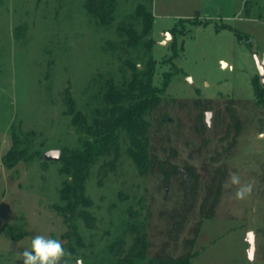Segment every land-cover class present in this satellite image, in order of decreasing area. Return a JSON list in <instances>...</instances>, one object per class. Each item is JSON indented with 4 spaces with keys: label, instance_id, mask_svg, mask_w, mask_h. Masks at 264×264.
I'll return each mask as SVG.
<instances>
[{
    "label": "rangeland",
    "instance_id": "obj_1",
    "mask_svg": "<svg viewBox=\"0 0 264 264\" xmlns=\"http://www.w3.org/2000/svg\"><path fill=\"white\" fill-rule=\"evenodd\" d=\"M87 3L95 7L98 0H0V264H22L16 252L37 234L61 241L70 253L61 264H156L158 255L189 250L192 264H264V109L254 104L252 84L264 77V0H112L103 18ZM138 4L153 13L152 28L129 46L124 28H142ZM232 30L251 42H239ZM150 58L155 85L170 74L167 101L150 116L151 143L160 157L173 149L171 161L181 170L193 166L200 177L176 234L173 219L184 200L179 176L164 185L160 173H139L126 137L116 154L88 166V204L74 212L62 209L60 190L69 175L61 160L42 157L50 148L80 146L83 133L70 123L67 97L91 122L105 106V81L119 85L130 76L128 61L142 68ZM197 98L211 102L201 116L205 123L211 112L204 144L193 129ZM230 99L245 126L226 153L223 124L214 116L216 109L225 115ZM161 110L169 120L157 127ZM13 135L27 149L8 166ZM219 165L226 168L220 197L205 218L199 212L204 175ZM232 172L253 186L245 200L224 186Z\"/></svg>",
    "mask_w": 264,
    "mask_h": 264
},
{
    "label": "trees",
    "instance_id": "obj_2",
    "mask_svg": "<svg viewBox=\"0 0 264 264\" xmlns=\"http://www.w3.org/2000/svg\"><path fill=\"white\" fill-rule=\"evenodd\" d=\"M112 0H98V4L92 7L87 3L91 11H96L101 18L111 10ZM137 14L141 17L142 28L140 33L131 26L124 28L128 35L129 46H135L140 42V38L147 35L153 23V13L146 9L143 4L137 5ZM206 22V21H205ZM205 24V23H204ZM229 28V27H228ZM239 42L250 43V38L244 33L232 30ZM131 73L128 79L116 85L112 78L105 81V92L103 100L105 106L102 111H97L88 122L85 115L78 110L71 97L66 99V113L70 115V123L79 129L83 135L80 146L66 150H61L60 160L62 162V171L69 175V179L64 180L60 190L61 199L66 204L62 206L64 211L74 212L77 205H87L88 199L84 195L83 183L87 173L88 166L99 156L113 152L116 154L120 147V138L126 137L128 140L126 152L132 158L137 166L138 172L160 173L164 185H168L171 177L178 175L180 185L183 189V203L181 209L177 210L174 216L173 229L174 234L180 229L183 219L192 206L200 177L196 169L191 165H185L182 170L171 161L175 151L169 148L168 157H160L151 143L150 129L152 127L151 114L164 101H167L164 95L165 87L169 81L170 74H163V83L157 86L153 83V72L155 61L148 59L144 67L139 68L135 63L128 61ZM254 89V104L264 109V86L255 83L252 78ZM171 99V98H170ZM233 99L225 104V115H220L215 110L214 120L223 124V135L221 139H227V145L224 152H228L236 142L240 131L244 128V117L241 112L232 105ZM210 100L197 98L193 105L198 108L194 130L202 137V143L207 141L204 131L206 124L202 121V113L209 106ZM166 110H161L158 117L155 118L156 126H163L169 119ZM159 130V128H157ZM13 143L4 155L6 165L11 166L18 158L26 152L25 146H19L20 140L16 135L12 136ZM218 159L212 157V161ZM224 166L212 167L204 175V194L199 212L202 217L209 218L213 215V209L218 201L222 189V183L226 174ZM83 217L88 214L83 211ZM199 224V223H198ZM197 224V225H198ZM173 230V231H174ZM197 230V228L195 229ZM261 244L259 246L262 258H264V227L260 229ZM171 232H169L170 234ZM193 241H190L192 245ZM195 251H185L177 257L156 256L153 262L156 264H192L191 258Z\"/></svg>",
    "mask_w": 264,
    "mask_h": 264
},
{
    "label": "clouds",
    "instance_id": "obj_3",
    "mask_svg": "<svg viewBox=\"0 0 264 264\" xmlns=\"http://www.w3.org/2000/svg\"><path fill=\"white\" fill-rule=\"evenodd\" d=\"M224 186H234V199L240 201L249 197L253 191L252 184L242 182L236 172L229 174ZM16 255L20 257L22 264H61L63 258L70 253L66 252L60 240L37 234L31 237L30 247L17 250Z\"/></svg>",
    "mask_w": 264,
    "mask_h": 264
},
{
    "label": "water",
    "instance_id": "obj_4",
    "mask_svg": "<svg viewBox=\"0 0 264 264\" xmlns=\"http://www.w3.org/2000/svg\"><path fill=\"white\" fill-rule=\"evenodd\" d=\"M168 36H170V33L166 32L165 37L167 38ZM260 64L264 65V54H262ZM187 79L190 80L189 77H187ZM260 82H261L262 86H264V77H261ZM210 115H211L210 111L205 112V119L204 120H205V123L207 126L210 125ZM42 157L44 160H55V161H57L61 157V150L59 148L47 149L46 151H44ZM248 238H249V240L251 239V233L248 234ZM251 246H252V243H251Z\"/></svg>",
    "mask_w": 264,
    "mask_h": 264
}]
</instances>
